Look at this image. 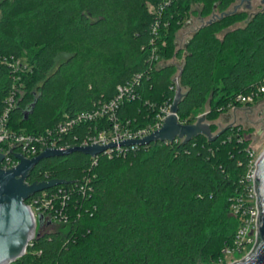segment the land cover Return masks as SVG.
Returning a JSON list of instances; mask_svg holds the SVG:
<instances>
[{"label":"trees","instance_id":"obj_1","mask_svg":"<svg viewBox=\"0 0 264 264\" xmlns=\"http://www.w3.org/2000/svg\"><path fill=\"white\" fill-rule=\"evenodd\" d=\"M235 1L1 0L0 109L15 89L10 126L39 133L112 99L120 84L141 73L137 97L118 116L147 126L160 105L173 101L180 74L186 92L180 120L191 123L207 112L216 133L229 104L252 105L235 96L264 85V9L219 17L187 46L177 36L190 15L220 14ZM12 56L28 70L15 74L4 62ZM245 130L229 126L215 140L199 134L133 145L125 156L101 153L97 164L79 151L42 159L27 181L66 179L46 190L69 188L67 221L40 230L15 264L216 261L243 222L231 202L243 191L250 159ZM86 132L75 127L65 142L75 145Z\"/></svg>","mask_w":264,"mask_h":264},{"label":"built area","instance_id":"obj_2","mask_svg":"<svg viewBox=\"0 0 264 264\" xmlns=\"http://www.w3.org/2000/svg\"><path fill=\"white\" fill-rule=\"evenodd\" d=\"M154 28L153 32H156ZM15 74L17 72H25L28 70V65L20 58L10 57L4 58ZM159 62V66L163 65ZM142 78V74L138 73L124 84L118 86V92L112 99L95 104V106L88 110H83L76 113L74 116H67L57 122L55 125L47 127L44 131L39 133H30L14 130L10 126L11 110L17 100V91L13 89L6 98V105L0 109V153L4 155L1 162V167L4 169L16 166L20 160L16 157V153L23 154L26 158L37 156L46 148H60L65 149L72 146H87L92 144L109 145L114 143V146H108L102 152L92 156L93 164H97L98 156L101 153L113 156H125L130 147L138 144H122L123 141L128 139L143 138L155 130L161 128L165 119L172 113V101H167L159 106L156 112L153 123L147 126L133 127L130 122H122L118 116V109L120 106L127 102L132 101L137 97L135 85H137ZM175 88V86H171ZM264 95V85L252 89L248 93H240L235 96V101L241 104H254L260 97ZM229 109L223 110L219 119L227 116V113H236V107L229 104ZM207 113L203 112L197 116ZM178 119L182 123H187ZM230 119V118H229ZM197 120V119H196ZM195 120V121H196ZM225 123V122H224ZM231 123V127L241 125L237 122ZM85 128L86 133L81 135L79 143L70 145L65 142L66 137L75 127ZM78 138V135H76ZM178 138V137H177ZM182 139V138H181ZM264 152H257L253 146L248 147L249 163L241 182L243 184V191L240 195L235 196L231 202V208L234 214L240 215L243 219L242 225L237 231L235 247L233 250H241L246 245L251 244L253 247L256 239L257 229V191L255 188V174L257 165L261 154ZM28 182V181H27ZM86 182V181H85ZM87 183V182H86ZM83 193L86 192L85 185H81ZM69 197V188L66 185H60L58 188L49 192L46 189L41 190L39 194H33L25 202L31 209L33 216L37 222L38 231L44 230L47 226H51L55 222L67 221L65 215V208L67 199ZM42 215L44 217V224L39 225L38 218ZM33 240L30 241L31 244ZM28 244V245H29ZM252 249V248H251ZM232 249H228L231 252ZM27 248L25 250V253ZM24 253V254H25ZM15 261L9 264H15Z\"/></svg>","mask_w":264,"mask_h":264},{"label":"water","instance_id":"obj_3","mask_svg":"<svg viewBox=\"0 0 264 264\" xmlns=\"http://www.w3.org/2000/svg\"><path fill=\"white\" fill-rule=\"evenodd\" d=\"M244 7L251 8L252 0H240L239 4L234 6L233 10H228L220 14H214L205 24L211 23L213 20L235 12L242 4ZM264 9V0H261ZM203 24V25H205ZM191 37L185 42L187 46ZM177 89L171 104L172 113L165 119L161 128L155 130L151 134L140 139H128L122 144H148L157 140L172 141L175 138H182L189 141L193 137L204 134L210 140H215L231 123L228 124L229 118H225V126L218 132L214 133L210 123L206 122V113L191 123H182L178 119L179 103L185 96L184 88L180 84V74L175 79ZM231 116V113H227ZM28 114H26V117ZM109 145L92 144L87 146H72L65 149L46 148L37 156L26 158L21 153H16V157L20 162L8 169H4L0 165V264H9L24 255L25 250L37 234V222L27 203L25 202L30 196L38 191L51 188L58 184L66 183V179L53 178L50 180L27 182V178L31 170L44 158L52 156H63L74 151L83 152L94 156L102 152ZM4 155L0 153V164ZM255 188L257 191V229L256 239L252 249L241 259L233 261L231 264H264V152L261 154L257 170L255 174ZM39 225L44 224L42 215L38 218Z\"/></svg>","mask_w":264,"mask_h":264},{"label":"rangeland","instance_id":"obj_4","mask_svg":"<svg viewBox=\"0 0 264 264\" xmlns=\"http://www.w3.org/2000/svg\"><path fill=\"white\" fill-rule=\"evenodd\" d=\"M1 1V0H0ZM259 0L252 1V7L249 9H245L244 4L240 6L236 11H246L247 14L255 12L263 7L262 3ZM240 0H236L228 10H233L234 6L236 4H239ZM227 10V11H228ZM217 13V12H216ZM214 15V14H213ZM213 15H210V17H205L201 18L199 14H192L189 16L188 21L186 24L178 30V36H177V41L180 44H184V42L188 39V37H191L205 22L212 18ZM0 17H1V11H0ZM244 21H242L240 24H242ZM177 63H179L176 60ZM264 103V95L263 97H260L256 103L252 104L249 107H240L239 109H236V115L237 117L240 118L242 117L241 120H238L237 123L241 124L243 127L246 124H251L253 127L251 129H246L245 127V138L248 139L250 142V146H253L257 152H262L264 150V130L261 132L260 135H258V128L260 126V121H261V116H257L258 108L260 105ZM206 122L210 123L211 121H208L205 119ZM216 123L218 124V131L225 126V123L223 119L220 121V119H217ZM217 131V132H218ZM215 133V132H214ZM53 228V224L51 226H47L44 230L46 229H51ZM235 247V242L229 246H227L222 253H220L216 257V261L212 263H207V262H201L200 264H231L233 261L237 259H241L244 257L252 248L251 244L246 245L244 248L241 250H233ZM228 249H232L231 252H228Z\"/></svg>","mask_w":264,"mask_h":264},{"label":"flooded vegetation","instance_id":"obj_5","mask_svg":"<svg viewBox=\"0 0 264 264\" xmlns=\"http://www.w3.org/2000/svg\"><path fill=\"white\" fill-rule=\"evenodd\" d=\"M252 1H255V0H252ZM259 1L261 2V0H259ZM259 1H258V3H259ZM257 110H258L257 116H261L262 117L261 121H260V126L258 128L259 130L257 132L258 135H260L261 132H263V130H264V103H262ZM228 118H230L228 122H233V121L237 122L238 120L242 119L241 116H240V118L237 117L236 113L233 114V116H229ZM223 121H225V119H223ZM244 127L248 130V129H251L253 126L251 124H248V125L246 124V126L244 125Z\"/></svg>","mask_w":264,"mask_h":264},{"label":"crops","instance_id":"obj_6","mask_svg":"<svg viewBox=\"0 0 264 264\" xmlns=\"http://www.w3.org/2000/svg\"><path fill=\"white\" fill-rule=\"evenodd\" d=\"M226 117L228 118L229 116L227 115V116L223 117V119H225Z\"/></svg>","mask_w":264,"mask_h":264}]
</instances>
